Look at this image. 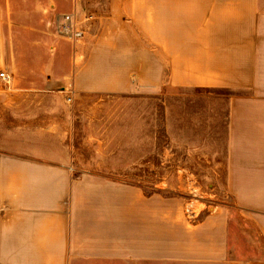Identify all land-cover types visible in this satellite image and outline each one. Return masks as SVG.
Returning <instances> with one entry per match:
<instances>
[{"label":"crops","instance_id":"crops-1","mask_svg":"<svg viewBox=\"0 0 264 264\" xmlns=\"http://www.w3.org/2000/svg\"><path fill=\"white\" fill-rule=\"evenodd\" d=\"M260 1L152 0V11L74 13L75 24L97 18L94 24L103 26L86 57L84 46L69 56L61 43L55 62L65 74L46 85L0 88V125H7L0 131V264H264ZM71 73L75 91L85 93L233 91L227 177L233 205L201 209L191 221L183 197L92 173L75 176L69 113L47 115L48 98L61 85L67 94Z\"/></svg>","mask_w":264,"mask_h":264},{"label":"rangeland","instance_id":"rangeland-1","mask_svg":"<svg viewBox=\"0 0 264 264\" xmlns=\"http://www.w3.org/2000/svg\"><path fill=\"white\" fill-rule=\"evenodd\" d=\"M260 2L264 7V0ZM77 11L99 17L104 11H152V0H0V73L8 76L7 81L0 78L1 89L46 85L48 77L65 74L66 67L55 62L61 43L69 56L84 46L79 52L86 57L103 26L94 24L97 18L89 25L84 17L73 23ZM69 25L83 33L81 39L71 37ZM65 76L68 92L57 87V96L48 98L56 101L50 102L47 115L53 120L61 111L69 113L75 176L92 173L137 184L148 192L183 197L185 207L192 202L197 210L233 205L227 191L233 91L170 89L153 95L133 88L127 93H85L75 91L72 73ZM131 82L135 86V77ZM4 121L10 120L5 116ZM6 129L0 125V131Z\"/></svg>","mask_w":264,"mask_h":264},{"label":"built area","instance_id":"built-area-1","mask_svg":"<svg viewBox=\"0 0 264 264\" xmlns=\"http://www.w3.org/2000/svg\"><path fill=\"white\" fill-rule=\"evenodd\" d=\"M66 19L70 20V17L68 16V17H66ZM73 28H74L73 26L71 27V25H69L66 28V31L68 33L71 32V37H74L76 39H81V37L83 36V33L81 31H79L78 29L73 30ZM0 78L2 80H5V81L8 80V76L4 72L0 73ZM69 102H71V99H69ZM200 211L201 210H197V208L195 207V205L192 202L187 203V205L185 207V214H186L187 218L191 221H195L199 218Z\"/></svg>","mask_w":264,"mask_h":264}]
</instances>
